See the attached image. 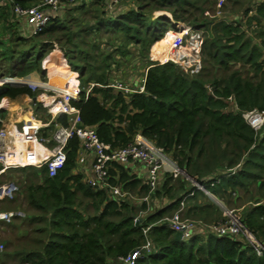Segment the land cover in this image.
Segmentation results:
<instances>
[{"label": "trees", "instance_id": "trees-1", "mask_svg": "<svg viewBox=\"0 0 264 264\" xmlns=\"http://www.w3.org/2000/svg\"><path fill=\"white\" fill-rule=\"evenodd\" d=\"M232 1L240 3L227 2ZM14 2L27 6L24 0ZM123 2L109 9L106 0H77L44 32L29 39L9 23V10L2 8L0 62L16 65L7 81L34 72L46 79L43 60L55 77L56 53L61 49L65 57L61 53L64 60H59L54 86L71 89L78 83L71 70L79 73L80 94L71 104L79 109L81 125L94 127L111 150L143 135L189 177L167 174L151 193L152 201L167 197L165 207L137 204L134 197L143 199L150 186L124 164H111L108 185L101 188L87 183L82 173L74 174L81 150L80 139L74 136L65 148V165L55 176H49L45 166L10 170L20 172L22 179L15 200L7 201L5 208L26 204L29 212L23 220L41 224L36 235L29 236L31 250L19 261L120 263L148 243L150 252H141L136 264H264V252L258 254L245 236L209 231L179 240L167 219L194 192L185 202L186 218L220 224L227 220L226 210L241 208L242 223L264 245V125L256 130L244 119L250 111L264 112V1L248 0L237 17L218 16V0H135L133 7ZM161 11L171 18L154 17ZM175 23L205 31L203 70L197 75L187 74L173 61L150 60L152 46L170 27L176 29ZM55 46L59 49L48 56ZM132 59L147 64L145 90L125 93L107 86L115 74L131 71ZM22 94L35 98L41 93L27 86H0V101ZM34 111L45 122L51 120L43 101H35ZM6 115L0 109V127ZM71 117L60 114L39 133L49 135L57 123L68 126ZM33 132L26 131V146L32 143L36 153ZM190 177L225 209L198 191ZM113 187L124 195L114 194Z\"/></svg>", "mask_w": 264, "mask_h": 264}, {"label": "built area", "instance_id": "built-area-1", "mask_svg": "<svg viewBox=\"0 0 264 264\" xmlns=\"http://www.w3.org/2000/svg\"><path fill=\"white\" fill-rule=\"evenodd\" d=\"M77 0H40L32 6H22L14 0H0V5L7 7L10 13L9 23L16 30H18L22 37L33 38L44 32L47 27L54 22L55 19L61 17L64 10L72 5H75ZM123 0H106L109 9H115ZM193 27L182 26L183 33H178L176 37V47L173 46L170 50V57L160 62L173 61L182 71L190 75H197L203 70L202 60V42L204 40V33L199 30L188 31ZM1 30V24H0ZM180 29V31H182ZM48 70V69H46ZM19 78V77H15ZM28 77H22L16 79L17 82L10 83L11 85L27 86L33 92H42L46 97L42 98L44 106L52 116V120L47 123H40L36 125L33 132L35 140L42 145V147H49L53 145L49 151V157L42 159L36 164L23 165L19 161L21 152H18L16 148L11 145L10 138L15 140H24V137L29 140V136L26 135L27 128L34 127V122H28L16 127L14 135H11L6 128H0V164L2 169L0 173L7 169H15L24 166L42 167L45 166L48 169L49 176H55L60 169L65 165L67 155L65 148L68 141L74 136L80 139V152L89 151L94 155V162L91 177L86 178V182L93 187H100L108 185V171L112 163H118L120 165H128L132 162H138L144 165L148 171V184L150 191L154 190L160 179V171L164 166H167L175 175L178 176V172H181L177 166V163L171 158V156L163 151L161 148L155 146L150 140L143 135H137L134 141L126 147L118 150H111L108 144L99 139L98 134L94 127L81 125V117L79 109L74 107L72 100L78 99L80 94V81L67 90L60 87H54L50 84L49 78L43 79L41 76L34 78V80H26ZM48 79V80H47ZM145 77L141 78L137 87H129V85H120L118 81H113L109 85L115 90H123L125 93L141 92L144 91ZM1 83V84H6ZM52 99L46 100L45 99ZM55 106V111H53ZM60 114H67L72 116L70 124L68 126L62 124H55L54 129L49 135L40 134V130L46 128L50 123L57 118ZM252 119L249 124L256 130H260L264 125V112L259 110H253L244 114V119ZM198 189L208 192L203 184L196 185ZM20 191L19 185L16 182H8L0 184V201L1 200H15L18 192ZM113 193L119 196L124 195L120 192L119 187H113ZM227 220L220 224L203 225L200 222L191 219H182L180 211L174 213L172 217L167 218L170 227L176 232L182 233V238L187 241L194 234H199L200 229L206 232L212 231L219 235H242L252 243L258 254L264 252V245L258 241V239L248 231L242 223L241 219L232 214L230 211H225ZM26 213L20 209L5 211L0 209V221L11 223L16 217H25ZM138 218H136V221ZM5 250V245L0 243V254ZM145 250H151L150 244H145L141 249L134 250L131 254L121 259L120 264H136L137 259L141 256V252ZM29 264V263H23Z\"/></svg>", "mask_w": 264, "mask_h": 264}, {"label": "crops", "instance_id": "crops-1", "mask_svg": "<svg viewBox=\"0 0 264 264\" xmlns=\"http://www.w3.org/2000/svg\"><path fill=\"white\" fill-rule=\"evenodd\" d=\"M24 1H25L27 6H32L36 2H39L40 0H24ZM1 9L2 8L0 7V12H1ZM58 49L59 48L57 46H55V49L48 56L55 54V52ZM59 50L61 51V49H59ZM60 51H57V53H56V59L58 61L57 63L60 62L59 60H64L61 56V53L63 56H64V54L62 51L61 52ZM43 68H45L44 65H43ZM38 76H40V75L37 73L36 75H34V78H37ZM51 77H54L52 75V72H51ZM34 78L32 77L31 79L34 80ZM40 93L43 94L42 92H40ZM38 100L42 101V98L39 96V99H37V101ZM46 100L47 99H45V101ZM35 101H36L35 98H32L27 94L18 95L14 98L4 97L3 99H1L0 109L6 111L7 115L4 119H1L2 125L0 128H6L10 132L11 135H14L16 127L22 126L26 120L27 121L29 120L28 122L33 121L34 124H35V121H38L39 124L40 123H47L42 118H40L39 116L36 115V113L34 111ZM27 117H30V118L27 119ZM51 120H52V116H51ZM35 128L36 127L34 125L32 130L27 129V131H34ZM10 140H11L12 147L16 148L18 150V152H21L20 153L21 155H18L19 158L20 159L25 158V160H23V161H20V159H19V161L23 165H26V164L34 165V164H36V162H39L46 157H49V151L53 147V145L50 144L49 147L47 146L44 148V147H42V145H40V143H38L37 144L38 151L35 153V152H33V150L35 149V146L32 143H30L28 147L26 146V138L25 137H24V140H22L23 148H18V142H16L15 139L10 138ZM17 141H18V139H17ZM79 155L80 156L78 159V166H77V169L74 171V174L82 173L83 176H85L86 178L91 177L93 174V171H92L93 162H94L93 153H91L89 151H81L79 153ZM26 158H28V159H26ZM126 167L128 169H130L131 174L136 175L139 179L148 183V171L144 165H142L141 163H138V162H132V163H129L128 165H126ZM10 170H12V169H7L6 171L0 173V177L3 175H6L7 172H10ZM160 174H161L160 179H159V182H158V185L156 188L160 187L165 182L167 174H173L174 176L177 177V175H175L167 166H164L161 169ZM179 174H183V173L178 172V175ZM185 176H188V175L186 174ZM193 184H194V182H193ZM156 188L154 190H156ZM154 190L150 191V193L145 195V197L143 199H139V198L136 199L134 197V200L137 202V204H141L142 202L146 201L148 203V205L153 207V208L165 207V205H167L169 203L167 197H165V199H155L152 201L151 193ZM197 190L206 194V195H209V197L213 201H215L216 204H218L222 209H225L224 205L209 190L207 193L200 190V189H197ZM190 196H194V192H191L188 197L184 198L183 202L181 203V206H180V216L182 215V217H184V218H186L184 216V213H183L184 208H185V202L187 201V199ZM7 201H11V200H1L0 201V209H2L1 205L3 203L5 204ZM5 207H6V204H5ZM5 207L2 210L11 211V209H6ZM33 213H36V212H33ZM224 215H225V212H224ZM23 218H25V217H16L13 219V221L11 223H6L4 221H0V234L1 235L2 234L7 235L5 238H3V241H0V243L5 245L6 249L4 250L3 255L6 257V259H7L6 261H8L7 262L8 264H13V263L23 264L22 262L19 261L18 258H19V256L23 255V252L31 250V248H29L27 245V242H29L28 241L29 236L36 235V233H34V232H36L39 225H41V224H36V223H30L26 220H23ZM189 218H191V217H189ZM205 233H206L205 230L200 229L199 234L204 235ZM110 264H120V263H116L115 261H111Z\"/></svg>", "mask_w": 264, "mask_h": 264}, {"label": "rangeland", "instance_id": "rangeland-1", "mask_svg": "<svg viewBox=\"0 0 264 264\" xmlns=\"http://www.w3.org/2000/svg\"><path fill=\"white\" fill-rule=\"evenodd\" d=\"M134 1L135 0H124L123 3H125L127 7H129V6L133 7L135 5V4H133ZM227 1H229V0H225L224 2H222L221 0H218V5L216 7V11H217L216 13H217L218 16H221L224 13H230L231 15L236 16V17L240 16L242 11H243V7L245 6L246 2H248V0H238V2H240V3L236 4L233 1L232 2H227ZM250 1L255 3V2H261V1H264V0H250ZM1 8H4V7L2 6ZM161 14H163V15H165L167 17L171 16L169 13L161 11V12H155L154 13V17L160 16ZM175 25H176L175 26L176 29L173 28V27H170L171 30H169L165 34L163 39L160 42H158V43H156V44H154L152 46L153 48H152L151 53H150V60L151 61L160 62V60L161 61L165 60L167 55H170V50L172 49L173 46L176 45V41H177L176 37L179 36L178 33H183V30H182V26L183 25H185L186 27L190 26V27L196 28L194 26H191V25H188V24H185V23H175ZM180 29L182 31H180ZM193 30H199V31L205 32V31H203L201 29H198V28L197 29H193ZM204 35H205V33H204ZM202 60H203V53H202ZM43 63H44V60L42 62V69H43ZM146 65H147L146 63H143V62L140 63L139 61H133V59H132V60L129 61V66L131 67V71H127V72L122 73V74L120 73V75L115 74V76L113 77L112 80L113 81H118L120 85H126L127 84V85H129V87H137L139 85V81L141 80V78H144L145 75H146V71H147ZM15 66L16 65L9 64L8 62H4V63L0 62V78H3V77L4 78H8V77H10V76H8L9 72ZM69 69L71 70V68H69ZM71 71L74 72V73H77V79H79V73L75 72L73 70H71ZM47 72H48L47 78H49V76L51 74L50 70H47ZM37 73L38 72H34V73L30 74L27 77H30V78L33 77L34 78V75H36ZM56 75H57V73H56ZM6 76H8V77H6ZM2 85H5V84H1L0 83V86H2ZM39 96L41 98H45L46 97L44 94H40ZM39 96L37 95L36 97H39ZM53 108H54V106H53ZM46 112H47V110H46ZM38 114L42 115L43 113H42V111H39ZM251 120L252 119L249 118V119L246 120V122L249 124V121H251ZM12 170H15V169H12ZM20 179H22V176H21L20 172H18V171H15V172L10 171V172H7L6 175H3V176L0 177V184H4V183H8V182H15V183L17 182L18 185H19ZM5 204L3 203L1 205L2 209H4ZM237 206H239V204H237ZM16 209H20L23 212H25L26 214H27V212H29L26 204L18 205V206H16V208H13L11 210H16ZM228 211H230L234 215H237L240 218L239 214H240L241 208L228 209ZM6 236L7 235H3V234L1 235L0 234V241H3V238H5ZM6 260L7 259L3 255V253L0 254V264H8L7 263L8 261H6ZM13 264H17V263H13Z\"/></svg>", "mask_w": 264, "mask_h": 264}, {"label": "bare ground", "instance_id": "bare-ground-1", "mask_svg": "<svg viewBox=\"0 0 264 264\" xmlns=\"http://www.w3.org/2000/svg\"><path fill=\"white\" fill-rule=\"evenodd\" d=\"M193 29H197V28H191V30L189 29V31L190 32H192L193 31ZM168 57H170V55H167L166 56V59L168 58ZM60 64V62L59 63H57L56 65H55V67H54V70H55V73H57V67H58V65ZM51 73V72H50ZM50 77H51V74H50ZM8 78H11V77H8ZM55 78H56V75H55V77H51L50 78V84L52 85V86H54V84H55ZM16 79H19V78H15V77H13L11 80H9V82L7 81V78H0V83H4V82H8V83H13V82H17L16 81ZM30 80H32V79H30ZM78 82H79V79H78ZM55 87V86H54ZM47 100H50V101H52V99H50V98H48ZM53 111H55V106H54V108H53ZM28 118H30V117H27V119ZM29 121V120H28ZM36 125H39V122L38 121H35V127H36ZM27 129H29V130H32L33 129V127H28ZM16 142H18V148H23V146H22V140L21 139H18V141L16 140ZM17 146V145H16ZM26 165H28V164H26ZM182 219H184V217L182 218ZM188 219V218H187ZM187 219H185V220H187Z\"/></svg>", "mask_w": 264, "mask_h": 264}, {"label": "water", "instance_id": "water-1", "mask_svg": "<svg viewBox=\"0 0 264 264\" xmlns=\"http://www.w3.org/2000/svg\"><path fill=\"white\" fill-rule=\"evenodd\" d=\"M65 57V56H64ZM6 84H10V83H6ZM18 85H15L14 84V86H20L21 84L20 83H17ZM11 85V84H10ZM11 86H13V85H11ZM35 99H36V101H37V99H39V97H35ZM183 174H187V173H185L184 171H182L181 169H179ZM188 175V174H187ZM190 179H192L193 180V182H194V184L195 185H198L199 184V182H197V180L196 179H194V178H191L190 177ZM175 237L177 238V239H179V240H184L183 238H182V233H180V232H176L175 233Z\"/></svg>", "mask_w": 264, "mask_h": 264}]
</instances>
